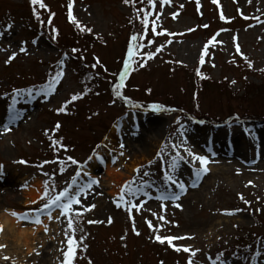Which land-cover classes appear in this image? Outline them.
Masks as SVG:
<instances>
[{
  "label": "rangeland",
  "instance_id": "1",
  "mask_svg": "<svg viewBox=\"0 0 264 264\" xmlns=\"http://www.w3.org/2000/svg\"><path fill=\"white\" fill-rule=\"evenodd\" d=\"M44 3L47 9L35 6L37 20L30 0H0V212L27 214L20 228L40 230L30 250L3 239L0 252L9 259L0 254V264H60L61 249H66L61 243L65 218L55 219L58 209H52L51 220L40 213L41 229L33 218L46 202L45 181L50 191L52 185L59 191L76 175L78 165L70 161L59 171L58 161L67 156L83 166L78 184L98 181L81 196L83 207H95L82 211V245L87 247L77 248L74 264H187L189 253L155 241L147 221L163 224L162 236L185 237L174 244L199 249L194 264H211L208 257L220 253L227 264H264V71H259L264 69V0H170L162 7L155 0L154 9L147 0H137L135 6L123 0H73L72 14L91 32L80 31L68 18L69 0ZM139 8L152 11L150 21L158 14L157 31H167L157 36L149 31L141 41L142 52L164 47L145 66L133 64L121 90L138 105L133 107L115 95L113 86L131 35L142 30ZM221 12L227 20L220 19ZM49 13H54L50 24ZM213 36L201 64L204 46ZM149 39L152 44H147ZM237 43L253 61L252 69L236 52ZM12 52L15 58L5 63ZM97 58L103 67H92ZM61 61L64 75L45 97L40 89ZM197 69L204 78L197 76ZM14 89L25 91L16 96ZM74 93L84 94L70 102L66 112H57ZM14 96L18 118L9 123L5 116ZM154 103L170 111L153 112L147 106ZM54 139L66 150L59 145L54 150ZM172 143L181 146L174 150ZM185 147L206 156L211 172L197 178L199 162H188ZM218 150L224 155H215ZM175 151L186 157L174 173L185 184L183 193L163 179ZM110 178L114 184H108ZM129 181L142 187L133 201L141 205L140 211L133 209L132 219L115 203ZM33 189L39 196H31ZM164 193H175L178 199L156 198ZM236 209L240 211L226 214ZM161 215L167 224L158 219ZM133 220L139 235L132 230ZM81 235L77 231L76 238ZM6 250L15 254L6 255ZM256 252L261 255L253 260Z\"/></svg>",
  "mask_w": 264,
  "mask_h": 264
},
{
  "label": "snow or ice",
  "instance_id": "2",
  "mask_svg": "<svg viewBox=\"0 0 264 264\" xmlns=\"http://www.w3.org/2000/svg\"><path fill=\"white\" fill-rule=\"evenodd\" d=\"M137 0H123V3L125 5H132L135 6ZM141 3H143V0H140ZM214 3L217 2V0H213ZM30 3L34 6L33 7V14L36 16L37 20H40V13L39 11H37V8L35 6H38L39 9H47V5L44 3V0H30ZM160 6L162 7L165 4L170 3V0H159ZM197 4H199V0H197ZM147 5L151 6V8H155L156 7V3L155 0H147ZM72 6H73V0H69V3L67 5L68 8V18L71 20V22L73 24H75V26L82 32L86 31V32H91L92 29L91 28H87L86 26L82 25L80 23V21H78L76 19V17L72 14ZM52 15H54V13H49V24L51 23V17ZM175 13H173V17L175 18ZM136 16L137 19L140 20V23L142 25V30L140 32H136L133 33L131 35L130 38V43L127 47V54H126V58L123 59L122 61V69L118 74V78L117 81L114 83L113 86V91L115 93V95L118 98L123 99L126 103L131 104L133 107H138V105L132 104V102L129 100V98L127 96H124L122 93V89L125 87V80L126 78L129 76L130 71H133V64H136L137 67H143L146 65L147 61L149 59H152L155 57V55L159 52L162 51L164 45L161 44L159 46L155 47V51H144L142 52L141 49L145 47V44L142 43L141 41L143 39L146 38L148 32L150 31L153 36H157L160 35L164 32H166V29H160V31H157V19H158V14H157V18L156 19H152L151 21L149 20V17L152 16V11L146 10L145 8H139L136 9ZM247 18V17H245ZM220 19L221 20H227L228 18H226L223 13L221 12L220 14ZM9 28H11V25L8 26ZM204 27H207V25H204ZM192 29H189V31H191ZM56 30L53 29V32H55ZM2 35V34H0ZM169 35H171V33H169ZM233 39L235 40L236 38L233 37ZM215 40V36H213L211 39H209V41L205 44L204 49H203V54L200 56V63L203 64L204 61V54H207L208 52V45L209 44H213V41ZM170 42V41H169ZM33 43H36V41H33ZM153 40H147V44H152ZM235 50L236 52L243 58V60L245 61L247 67L249 69L253 68V61L248 59V57L241 52L240 50V46L237 43L235 45ZM19 51L21 53H25L27 54V49L25 47H20ZM73 51L75 52L76 49H73ZM137 55H139V59L137 60L136 57ZM16 56L15 52H12V54L8 57V59L5 61V63H8L9 61H11L12 59H14ZM179 63V62H177ZM63 61L60 62V66H58L57 71L55 72L54 75H51L46 83V85L42 86V88L40 89V91L43 93V95L45 97H47L50 93H52L55 90V86L60 82L61 78L63 77L64 73H63ZM97 65H100L101 67H103V65L101 64V62L99 61V59L97 58L96 63L92 65L93 68H95ZM106 71V69H105ZM259 71H264V69H259ZM197 76L204 78L203 73H201L199 71V69H197L196 72ZM232 83H235V81H232ZM25 90L23 89H14V92L16 94V96H19L22 92H24ZM29 95L31 94L32 90L29 89L27 90ZM85 91H87V89H85ZM150 91V90H149ZM84 93H74L71 95L70 100H66L64 101V104L56 109L57 112H66L67 110V106L70 102L76 101L78 99H80L83 96ZM16 100H15V96L12 98V104L9 105V123H11L13 120L18 118V114L14 111L13 105L15 104ZM148 108H150L153 112H161V111H170V109H166L164 108L163 105L160 104H151L147 106ZM201 123H203L201 121ZM60 128V124L57 123L55 125V129L58 130ZM3 131L7 132L9 131L8 125L5 124L3 127ZM183 126H181L180 129V134L183 135ZM133 135H135V133H133ZM59 145V147L64 148L66 150L67 146L63 145L60 143L59 140H52V146L55 150L56 146ZM181 145L176 144V143H172L171 147L172 149H177L179 148ZM119 147L122 149L124 147L123 144H120ZM164 147H167V145H165ZM164 147L161 148V152L164 151ZM184 152L187 153V159L188 162H191L193 164H195V162H199V168L195 169V175L197 178H199L201 176L202 173H206L208 171V168L206 167L207 163H208V158L204 155H198L193 153L189 148L185 147L184 148ZM121 155H123V152L120 153ZM158 155H160V153H158ZM163 157H161L162 159ZM89 159L91 160L92 157L90 156ZM186 160V157L181 155V153L179 151H175V154L171 156L170 161L168 162V170H166L163 174V179L165 184H168L169 182L171 184H174L176 186V188H178L180 190L181 193H183L186 190L185 184L182 181H179L176 179L174 173L176 172L178 166H179V162ZM67 161H70L71 164L73 165H78V169L76 171V175L72 178L71 183H69L67 186L63 187L61 190L59 191H55V186L52 185L51 186V191H50V186L48 181H45V186H44V191L42 193V198H46V202L43 203L41 208L36 209V215L33 218V222L34 224H41L42 221L40 219V213H44L47 215L48 219L51 220L53 219L52 216V209H58L59 210V214L55 216V219L57 221L60 220L61 216H63L66 220V225L64 228V236H65V241H62L61 243H66V249L62 248V255H63V259L60 261V264H74V260L77 256V248L83 246L84 248L87 247V245H82V241L84 239V234L83 233V228L80 225V221L83 219L82 217V211H89L91 208H94L95 205H88L87 207H83L81 205V196L83 193H85L86 189H90L92 187V185H95L98 183L97 180L95 179H90L89 182L84 183V184H78L77 183V178L80 176L81 174V170L82 167L80 165V162H78L77 160H75L72 156H67L66 160H59V171L61 173L64 172L65 167H66V163ZM21 163H24L23 161H21ZM47 163V162H45ZM151 163V162H150ZM0 168H2V165H0ZM137 173H139V168L136 169ZM239 172V170H237ZM145 175H147V172L144 173ZM146 183V182H145ZM252 182L249 181V184H251ZM133 181H129L126 182L120 189L118 195V200L115 201L116 203V207H123L125 209V211L128 213L129 219H132V212L133 209H135L136 212L140 211V207L141 205L139 203H134L133 201L135 200V197L137 196L138 193H140L142 191V187L141 186H136L133 187ZM196 185L193 184V187H195ZM54 192V194H53ZM145 196L148 195V192H144L143 193ZM159 200H166V199H172L173 201L178 199V196L174 193L172 194L171 197H169L166 193L157 196L156 197ZM240 199L245 203V204H249L250 202L248 200H245L243 195H240ZM33 203H35V201H33ZM75 205H81V208H76L74 207ZM176 207H181V205L176 204ZM233 211H240V209H236V210H226V214H233ZM259 211V210H257ZM11 215L17 217L20 220H25V219H29V216L27 214H20V213H16V212H12ZM153 215H156V213H153ZM158 219L160 221H163L164 224H167L168 221L165 220V217L163 215L159 216ZM103 221H98V220H88L87 223L92 224V223H102ZM107 223L111 224L112 220L109 217V219L107 220ZM148 223V227L150 229L153 230L154 233V240L159 242L160 244H165L167 243V245L169 247H172L176 252H180V251H184L185 253H189L188 259H187V264H194V257L196 256L197 252L199 251V249H192L190 246H186V245H176L173 243V241L175 240H180V239H185V237L182 236H171V235H160L159 231L160 228L163 227V224L161 225H156L154 226L151 221H147ZM0 230H2V226H0ZM44 230L45 232L48 231L47 225L44 226ZM133 232L136 235H139L140 233L137 231L136 227H135V221L133 220V227H132ZM77 231H80L82 233V235L79 237V240L76 238V233ZM121 239H124V237H121ZM5 245L0 244V248H4ZM39 253H37L38 255ZM261 253L260 252H256L255 255L253 256V260L256 259V257L260 256ZM223 254H217V256L215 257V259H213L212 257H208V259L211 261V264H227L226 260L222 259ZM3 259L7 260L9 259V257L5 256L3 257ZM89 264H92L91 261H89ZM162 264V262H161Z\"/></svg>",
  "mask_w": 264,
  "mask_h": 264
},
{
  "label": "bare ground",
  "instance_id": "3",
  "mask_svg": "<svg viewBox=\"0 0 264 264\" xmlns=\"http://www.w3.org/2000/svg\"><path fill=\"white\" fill-rule=\"evenodd\" d=\"M9 116L10 113L5 116L6 122L7 120L9 121ZM15 120H13L12 122H14ZM21 129V126H19ZM116 131V128L114 130V132ZM215 155L218 154L220 156L224 155V152H222L221 150H218V152H214ZM108 167V166H107ZM208 173H210L211 171H207ZM111 173L107 171V175H110ZM115 179L114 178H110V180L108 181V184H114ZM33 194L31 195L32 197H37L40 194V191L37 189H33ZM187 196H189V193H186L183 197V199H185ZM14 211H1L0 212V226H2V231L0 233V244L4 243L3 239L5 240V242H7V240L12 239L14 241V245L15 246H24L26 247L28 250H30V245H31V241L35 240L38 237L37 232H39L40 230H32L30 227L29 228H20V219H18L17 217L11 215V213ZM42 223L38 225V228L36 229H41ZM10 253H13L12 255L15 254V250H12V252L7 251L6 250V255ZM0 254L3 256H5V254L2 252H0Z\"/></svg>",
  "mask_w": 264,
  "mask_h": 264
}]
</instances>
